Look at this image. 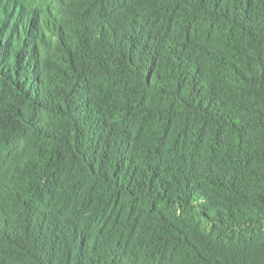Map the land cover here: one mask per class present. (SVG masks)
Segmentation results:
<instances>
[{
  "label": "trees",
  "instance_id": "obj_1",
  "mask_svg": "<svg viewBox=\"0 0 264 264\" xmlns=\"http://www.w3.org/2000/svg\"><path fill=\"white\" fill-rule=\"evenodd\" d=\"M0 264H264V0H0Z\"/></svg>",
  "mask_w": 264,
  "mask_h": 264
}]
</instances>
